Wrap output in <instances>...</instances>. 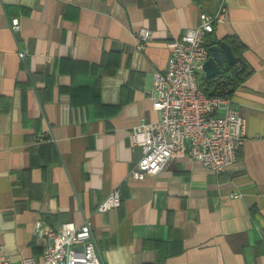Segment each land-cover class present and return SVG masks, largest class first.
Masks as SVG:
<instances>
[{"label":"crops","instance_id":"0c3cea01","mask_svg":"<svg viewBox=\"0 0 264 264\" xmlns=\"http://www.w3.org/2000/svg\"><path fill=\"white\" fill-rule=\"evenodd\" d=\"M222 3L206 44L232 41L246 67L227 96L246 121L237 160L128 181L168 42ZM115 189L120 205L98 212ZM85 220L104 264H264V0H0V246L21 264L47 244L35 222Z\"/></svg>","mask_w":264,"mask_h":264},{"label":"built area","instance_id":"2783aa9c","mask_svg":"<svg viewBox=\"0 0 264 264\" xmlns=\"http://www.w3.org/2000/svg\"><path fill=\"white\" fill-rule=\"evenodd\" d=\"M226 14L223 3L214 13L202 12L196 26L168 42L166 67L153 73L149 92L159 119L141 117L130 131V143L140 150V157L130 168L128 181L153 177L178 158L195 160L216 173L237 160L245 136V118L227 96L208 95L201 87L205 79L202 66L210 56L206 38L216 24L225 21ZM11 26L17 30L18 23L12 21ZM150 38L149 29H140L137 49ZM119 205L120 193L115 189L96 210L106 212ZM34 226L37 234L47 238V244L38 258H24L21 264H104L88 220L78 226L62 223L56 231L42 229L39 222ZM0 264H13L1 246Z\"/></svg>","mask_w":264,"mask_h":264},{"label":"water","instance_id":"95a60500","mask_svg":"<svg viewBox=\"0 0 264 264\" xmlns=\"http://www.w3.org/2000/svg\"><path fill=\"white\" fill-rule=\"evenodd\" d=\"M209 51L210 56L202 66L205 79L218 76L227 67H230L235 73L243 70L244 63L242 58L235 56L230 45L225 41L209 46ZM238 64H240L239 68H237Z\"/></svg>","mask_w":264,"mask_h":264},{"label":"trees","instance_id":"16d2710c","mask_svg":"<svg viewBox=\"0 0 264 264\" xmlns=\"http://www.w3.org/2000/svg\"><path fill=\"white\" fill-rule=\"evenodd\" d=\"M228 43L230 44L234 55L238 56L239 46L237 47L234 46L232 41ZM245 75H246V67L238 74L232 71L230 67H227L218 76L210 79H204L202 81L201 87L208 95L228 96L231 88H234L239 83V81L244 78ZM224 90L226 91L224 92Z\"/></svg>","mask_w":264,"mask_h":264}]
</instances>
